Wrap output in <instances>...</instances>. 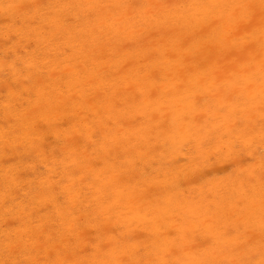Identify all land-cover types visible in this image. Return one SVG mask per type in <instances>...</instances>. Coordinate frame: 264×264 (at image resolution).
I'll list each match as a JSON object with an SVG mask.
<instances>
[{
  "label": "bare ground",
  "instance_id": "bare-ground-1",
  "mask_svg": "<svg viewBox=\"0 0 264 264\" xmlns=\"http://www.w3.org/2000/svg\"><path fill=\"white\" fill-rule=\"evenodd\" d=\"M9 3L12 6H7ZM0 11L10 18L6 20L8 23L2 22L4 27L0 24V37L9 38L22 30L23 39L25 37L32 45L30 48L27 45L24 53L18 48L12 50L13 62L9 65L12 72L7 71L10 70L7 65L3 67L8 62L0 65L3 67L0 76L6 82L11 81L10 85H2L3 80L0 81L9 91L5 97L7 105L2 106L5 104L0 101L3 109L0 111V264H19L23 258L27 264H47L44 259L52 251L57 256V259H51L52 264L87 263V257H91V261L100 255L90 252L79 258L71 248L89 244L91 251H102L106 237L101 228L105 224L115 227L131 224L137 229L133 222L139 220L143 234L150 236L165 228V233L170 234L174 228L172 212L190 217L183 221L186 228L193 224L203 229L204 219L215 222L214 213L204 210L197 218L195 211L200 204L197 206L194 199L182 196L181 201L178 194H173L182 189L179 182L184 175L179 176L178 182L176 175L170 185L165 176L163 185L173 189H158L156 184L162 182L158 177L165 172L161 159L172 156L177 172H185L186 166L176 164L181 146L190 140L192 131L205 133L213 128L218 136L227 126V132L237 127L235 135L248 140L247 135L252 129L244 134L243 130L246 131L248 126L242 124L239 126L243 128H238L240 118H246L250 113L254 118H264L261 115L264 103V0H0ZM23 14L26 16L24 21L21 19L23 25L17 27L16 19ZM35 18L41 27L28 25ZM159 30L162 34L158 36ZM20 78L26 79L23 84L18 81ZM153 105L164 108L167 121L152 119ZM70 112L74 123H70V119L72 125H63L64 129L56 126L54 121L64 119L67 122ZM141 115L149 118L142 122L143 126L140 123L141 127H137L136 119ZM54 128L57 136L53 131L52 134L57 140L47 145L45 137ZM254 132L251 138L258 136ZM131 136L135 141L130 139ZM150 143L168 147V154L161 150L164 157L156 163L160 166L152 168L149 165L151 170L146 168L148 165L139 168L138 160L153 165L154 157L149 151L155 149ZM145 145L150 149L142 151ZM236 145L232 143L230 147L229 144L231 151ZM243 146L249 148L246 144ZM217 147L222 148L219 144ZM9 148L21 162L16 167L13 163V166L1 164L8 152L4 149ZM10 156L13 157L11 152L8 160ZM35 163L46 168L37 171L41 176H34V172L39 173L29 168ZM89 163L92 164L86 170L85 165ZM112 168H117L118 173L114 169L110 171ZM245 175L250 177L248 173ZM232 178H227V182ZM260 178L250 184V196L245 198L248 202L242 201L247 202L243 215L251 222L248 228L258 230L262 229L264 220V182ZM204 181L219 191L218 183H222L223 178H206ZM216 181L219 182L216 184ZM144 184L147 189L142 187ZM244 188L246 190V185ZM22 195L25 199L18 200ZM152 196L162 198L156 201L150 199ZM231 199L239 203L235 196ZM44 203L54 207L51 211L48 208L50 214L33 212ZM91 227L98 229L95 238L88 243L84 234L89 233L87 228ZM133 236L136 241L139 239L138 234ZM43 237L45 241L41 240ZM124 237L116 241L124 243ZM184 237L177 234L173 238L182 242ZM164 238L173 241L170 236ZM172 243L167 242L165 252ZM111 245L114 244L109 247ZM117 247L110 253L107 251L112 257H106L110 259L109 264H118L117 253L122 251V246ZM181 250L187 254L189 246ZM156 254L149 250L147 258L150 262H146L156 264ZM119 255L121 264L127 263L125 256L129 260L134 256L129 252ZM208 255L216 257L213 253ZM106 258L98 260L108 264ZM211 259L217 262V258ZM189 261L197 264L199 259Z\"/></svg>",
  "mask_w": 264,
  "mask_h": 264
},
{
  "label": "rangeland",
  "instance_id": "rangeland-1",
  "mask_svg": "<svg viewBox=\"0 0 264 264\" xmlns=\"http://www.w3.org/2000/svg\"><path fill=\"white\" fill-rule=\"evenodd\" d=\"M7 6H12V5L9 3V5H7ZM2 14H3V11L2 12L0 11V16H1L0 20L2 19V16H6V15H2ZM25 17L23 14V15H20L19 18H17L19 21L16 19L17 22H15V23H16L17 27L21 26V24L23 25V21H24ZM27 18H28V16H27ZM37 18L39 19V17H37ZM3 19L4 20L0 21V24H2L1 26H3V23H5V22L8 23L9 21H6V20H8L10 18L8 16H6V18L3 17ZM38 19L35 18L31 22H28V25H29V23H32L31 26L29 25L30 27H32V26L36 27V25L41 27L42 25H40V22L36 21ZM34 20L36 22H34ZM21 21H22V23H21ZM6 24H4V25H6ZM25 28H27V27H25ZM43 28H44V26H43ZM19 31L22 34L21 33L18 34ZM19 31L18 32L16 31V34H14V35L11 34L9 36V38H7L3 35L0 37V43L3 42L0 44V65L3 64L1 62H8L7 64L6 63L3 64L4 65V66L2 65L3 67H5L6 65H7L6 67H9V65H11V63L13 62L12 50L14 52V50H16L18 48L17 49L18 51L20 49L21 53H22V51L24 53V50H26L32 46L31 42L27 43V41L25 40V37L23 39L22 30H19ZM160 32H161V30L156 32L158 34V36L162 34V32L161 33ZM157 34H155V35H157ZM2 37H3V39H1ZM15 39H16V42L18 41L17 43L15 42ZM21 39H23V40H21ZM24 42H25V44H24ZM18 43H19V45H18ZM22 43L24 46L21 47ZM27 45L28 46L31 45V46L28 47ZM9 46H11V47H9ZM24 48H26V49H24ZM9 62H10V64H9ZM3 67L2 68L0 67V68L3 70ZM9 69L10 70L7 69V71L12 72V70H11L12 68L9 67ZM7 71H5V72H7ZM8 75H10V74H8ZM21 79L22 78H20L18 81L21 82V84H23V81H25L26 79H24L23 81ZM1 80H3V78L0 76V81ZM18 81L16 83L20 84ZM8 82L3 80V81H1V84L4 85L7 83L10 85L11 81H8ZM1 84H0V89H2V91L3 90L4 91L1 92V90H0V99H1L0 101L5 105H2L1 102L0 103L2 106L5 107L7 105L5 97L9 91L7 89H4V87L1 86ZM1 105H0V111L3 110V109H1V107H2ZM153 106H154V109L150 113V115L152 116V119L154 121H159V120L167 121V117H165V112H163L164 108L162 106L160 108H158L159 105H153ZM261 109H262L261 115L264 116V111H263L264 110V103L262 104ZM160 111H162V112H160ZM251 114L252 113H250L249 115H251ZM70 115L71 116H69V120L67 122L64 121V119L55 120L54 122H56V126H59L60 129H62V128L64 129V127L67 126L68 124H70V123L73 124L74 123L73 118H72L73 113L71 114V112H70ZM249 115L246 118H240L241 120L238 121V125H237L238 128H243V127H245V125L250 127L249 129L247 127L246 131L243 130V133L247 132V130L249 131L250 129L253 130V131L250 130L251 134L254 131L257 132V130H259L256 133L258 136H253L251 138L250 137L251 134L247 135L248 140H245L244 137H238L235 135V132L238 131L237 127H233V129L231 128L232 130L230 129V131L227 132V129H228V126H227V127H225L224 130L222 129L220 131V135H218V136L214 133L213 128L210 130H206L205 133L200 132L201 134L198 131H192L193 135L191 134L190 140L188 142H186L187 144L186 143L184 144L186 146H184V145L181 146V149L178 153L179 157H178V159L176 158L177 159L176 165L180 164V165L186 166L185 172H180V171L177 172L176 167L173 166L175 164L173 161L174 158L172 156L170 158H166V160H165V158H164V160L161 159L162 160V162H161L160 158L164 157L161 154V150L163 149L165 152H167V150H168V149H166L168 147H166V146L164 147V145H161V144L159 145L157 143L156 144L150 143V146L153 145V147L152 146L151 147L155 149V151L154 150L149 151V154L154 157V158H152L153 165L152 164H144L142 160H138V167L141 168L144 165H148L146 167L148 170H151L150 168H148L150 166H152V168H154L155 166H160V163L157 165H156V163L161 162V165L163 167H165V172H163L164 173L163 175L159 174L160 176L158 177V180L162 181L163 178L165 176H167L169 185L171 183H173L174 177L176 175L178 176V177L177 176L175 177L176 180L178 179L177 182L180 181V177L182 175H184V176H182V179L179 182L180 185L178 183V185L181 186L182 189L178 190V191H174L173 194H178L180 196L181 201L184 198L188 197V199H192V200L194 199L193 201L196 203L197 206L200 204V206H199L200 208H197V211H195L197 218L199 217L200 213L203 212L202 214H204V211H205V213L210 212L212 215L214 213V216H215L213 218L215 221V222H213L214 224L212 223V220L204 219L203 220V226H204L203 229H198V227H195V225H193V224L190 228H186V224H184L183 221H184V219H187L190 217L186 214H183V215L179 214V213H177L178 211L175 213L172 212V218L173 219L172 218L171 219L174 220V225H173L174 228H172L170 234L165 233L164 230L166 228L164 230L163 229L158 230V233L156 235L150 234V236H148L149 234L148 235L143 234L144 231L140 228L142 226V221H139V220L133 222V224L135 226H138L137 229H135L134 226H132L131 224L128 225V227L125 225H123V227H121L122 224H120V225L118 224V226L116 225V227L113 224H105V225H103L104 227L101 228L103 231H105L104 233H105V237H106V241H105L106 246H105V244L103 245V247L101 245L102 251H101V249H99V251L98 250L91 251L92 246L89 244L84 245V247H82V248H79L77 246L75 247V245H73V247L71 248V251L73 253H75L76 255H78L79 258L82 257L83 254H88L91 252L90 254L92 255L93 252H96L100 255V257L98 256L99 258L105 259L107 257V255H109L108 256L109 258L111 256L110 254H107V251H108L107 246L109 247L110 244H114V245H111V247L112 246H114V247H112V248L109 247L110 250L108 251V253H110L115 247H117V246L121 247L122 246L124 248L125 244H126L131 248L126 246L124 248V251H123V248L121 247V249H122L121 252H124L126 254H128V252H129L132 255H134V256L130 257L132 260L131 259L129 260V257H127V256L124 257L125 258L124 262L128 263L129 261H131V262H129V264H131V263L132 264H148L150 262L149 259L147 258L149 250L156 252L157 253L156 255H158V256H156L157 259L158 258L161 259V260H157L155 257V260H156L155 263L156 264H164V263L168 264L167 261H169V264H172V262H174L173 264H185L186 261H188V264H194V262L189 261V259H193V260L199 259L197 264H217L218 262H219L218 264H264V220L262 221V224H261V227H262L261 230H258L257 228H253V227H252V229L248 228V227H250L251 222L249 221V219L247 222V216H245L246 218H244L245 212H243L245 207L247 206L246 203L248 202V198L250 196V193L248 194V192L251 191L250 190V184H254V182H257L258 177L259 178L262 177L260 179L262 180V182H264V149H263L264 148V131H263L264 130V118L263 119L261 117L254 118L253 114L251 116H249ZM224 117H226V116H224ZM148 118L149 117H147L146 115L144 117H143V115L137 117L136 120H138V121L136 122V120H135V122L138 123L137 127H141V125L143 126L144 125L143 123L145 121H147ZM247 118L250 119V120H248L249 122L246 121ZM70 119H71V121H70ZM222 119H223V117H222ZM242 119H243V121H242ZM201 120H202L201 123L203 125V122H204L203 118H201ZM69 121H70V123H69ZM52 122L50 121V123H52ZM54 122H53V124H54ZM64 122H65V124H64ZM140 123H141V125L139 126ZM72 124H70V125H72ZM2 125H5V124H2ZM63 125H65V126H63ZM239 125H242L243 127L239 126ZM257 125H258V127H257ZM111 126H114V124ZM254 128H255V130H254ZM52 131H53V134H55L57 136V132H55V128L52 129L45 137V140L48 141V142L46 141L47 145L52 144L53 140L54 141L57 140L56 136L52 134ZM50 134H52V135H50ZM244 134H246V133H244ZM229 135H231V136H229ZM51 136H54V137H51ZM194 136H196V137H194ZM152 137H153L154 142H155L156 140H155L154 135ZM85 139H86L85 141H88L90 143L91 140H89V139L87 140V138H85ZM130 139L135 141V139L132 136L130 137ZM226 139H228L230 141H227ZM67 140L69 141V139H67ZM245 141H247V142L249 141V142L247 143ZM220 142H221V144L223 143V145H221ZM91 143H93V142L91 141ZM232 143L235 145L237 144L236 146H234V147H236V149H234L233 151H231L232 148H230ZM86 144H87V142H86ZM217 144H219V146L222 148H218ZM224 144H226V145H224ZM229 144H230V147H229ZM245 144L248 145L249 148L246 149L243 146ZM86 146L89 147V148H87L88 152L91 151L90 144L86 145ZM91 146L93 147L94 145L91 144ZM225 146H227V147H225ZM143 147L141 148L142 151L150 149V147L148 145H145ZM5 148H7V146ZM10 149L11 148H9L8 150L4 149V151H8V152L5 153L6 156L1 159V164H4L6 166L7 165L10 166L13 163L14 167H16V165L21 164V162H19L18 158L14 156V153L12 151H9ZM102 149H103V147H102ZM134 150H135V147H133V151ZM209 150H211V151H209ZM228 150H230V152ZM10 152H11V155L13 157L10 156L9 157L10 160H8L7 157L10 155ZM42 152H45V149H43ZM232 152H233V154H232ZM8 153H9V155H8ZM155 154H156V156H154ZM167 154H168V152H167ZM45 156H49V155L45 154ZM14 157L17 159H15ZM34 158H37V157H34ZM4 159H7V160L3 161ZM90 159H91V155H90ZM91 164L92 163L85 165L86 170L89 169V166ZM75 166L78 167L79 164H76ZM187 166H188V168H187ZM29 168H30V170L32 169L31 171L35 170L36 172L37 171L42 172V171L46 170L45 166H42V164H37V163L31 164L29 166ZM113 169H114V172L118 173L117 168H112L110 171H113ZM195 169H196V171H195ZM198 169H199V172L197 171ZM252 169L255 171H253ZM247 171H249V172H247ZM37 173H39V172H37ZM160 173H161V171H160ZM236 173H239V174H236ZM246 173L250 174V177H247L245 175ZM185 174H186V176H185ZM33 175L38 176V175H40V173L36 174L34 172ZM155 175H158V174H155ZM190 175H192V176H190ZM226 175H228V177H227L228 179L231 177H234L235 179L232 178V181L227 182L228 179L226 178ZM203 177H206L208 180H211L213 178H218V179L223 178L222 183H218L219 191H217L212 185L207 184V182L204 181L206 178L204 179ZM238 177H241V178L239 179ZM191 178H192V180H191ZM224 178H226V180ZM188 180H189V182H188ZM233 181H238V182H233ZM217 182H219V181H216L215 183L217 184ZM225 182H227V183H225ZM239 183L241 184V186ZM233 184H234V186H233ZM244 184L246 185V190H243V189H245ZM228 185H230V186H228ZM243 185H244V187H243ZM23 186H25V185H23ZM146 186H147V184H144V186H142V187L147 189L148 187H146ZM156 186H158V189L160 188L159 189L160 191L162 189L166 190L167 188L173 189L172 186H167V187L164 186L163 181L160 182V184L158 182L156 184ZM235 186L237 187L238 191H240V190L241 191L238 192L237 189L235 188ZM228 188L230 189L229 191H228ZM186 189H188V190L186 191ZM234 190H236V191L233 194ZM245 191H247V192H245ZM219 192H221V194ZM244 192H245V194L243 195ZM205 193H207V194H205ZM227 194H228V196H226ZM241 194L243 195V197ZM236 195H237V197H236ZM182 196H184V198ZM234 196H235V198H237L239 200L238 201L239 203H237V200L231 199ZM241 197L244 199L241 200ZM246 197H248V198L245 199ZM160 198H162V197L161 196H157V197L152 196L150 199H152V200L156 199V201H158V200H160ZM22 199H25V197L23 195L20 198H18V200H22ZM244 200H246L247 202L245 201V203H243ZM210 201H211V203H210ZM235 204H237V205H235ZM244 205H246V206L244 207ZM49 207H50L49 211H51V209L54 208L51 205V203L50 204L44 203V204H41L40 206L38 205L36 208H34L35 210L33 209V212L35 211L36 214H44V212H45V214H50V213H47ZM201 207H203V209ZM205 208L206 209L208 208V210H205ZM209 209L211 211H209ZM240 211H242V212L240 213ZM154 213H156V212L154 211ZM236 218H238V219H236ZM209 224H212V226H209ZM110 225H111V227H110ZM53 226L54 225L51 223L50 227L53 228ZM130 226H132L134 231H132ZM129 228H130V230H129ZM230 228L233 230H231ZM97 229L98 228H96V227H91L90 229L87 228V232H89V233L86 234V232H85L84 236H85V239L87 240L88 243H90L92 241V239L95 238L96 235L94 233H96ZM226 230L227 231L229 230V231L227 232ZM91 231H92V235L90 234ZM225 232H227V233L224 234ZM108 233H109V235H107ZM131 233L138 234L139 239L136 241L135 236H133V234L131 236ZM127 234L129 235V237ZM177 234H178V236L180 234H183L185 236L184 240L182 242L179 239L174 240V238L177 237ZM116 235L118 236L117 238H116ZM123 235H125L124 238L126 239V241L124 240L125 241L124 243L121 241H119V242L116 241L120 238H123ZM167 236H170V238L174 237L173 239H171L173 241H166V238H164V237H167ZM233 236H235V238H233ZM162 238H163V240H162ZM230 238L231 239L233 238L234 240L233 239L230 240ZM41 240L45 241V238L43 237V238H41ZM142 240H144V242H142ZM116 242H118V243H116ZM163 242H165V243H163ZM167 242H171V243L173 242V243H172V247L170 249L166 250V252H165L164 247L167 248ZM138 243H140V244H138ZM214 243H215V245H214ZM179 246L182 248H179ZM185 246H189V251L187 254H184L185 253L184 250H181L182 252H180V249H184ZM128 248L130 249V251ZM81 249H83V250H81ZM171 249H172V251H170ZM210 249L212 251H210ZM131 250L133 253L131 252ZM159 251H161V252H159ZM118 252L121 253L120 250ZM96 253H94V254H96ZM119 253H117V257H118L117 262H118V264H121V258H120ZM160 253H162V254H160ZM167 253L168 254L172 253V254L169 256ZM211 253H213V255L216 257H212L211 255L210 256L208 255ZM54 254L55 253L52 251L50 253L49 257H47L45 259L43 258L45 261H48V263L46 262L47 264H52L51 259H53V258L57 259V256ZM141 254H142V256H140ZM135 256H137V257H135ZM90 258L91 257H87V259H86L88 261L87 263L80 261L77 264H82V263L83 264H98L97 261H99L98 260L99 258H97V259L93 258L91 261H89ZM107 258H106V260H107ZM211 258H217V262H214L213 259H211ZM110 259H108L106 261V262H108V264H109ZM201 259L207 263H202V261L200 262ZM146 260L148 261V263L146 262ZM132 261H134L135 263ZM99 263L100 264H107V263H102L100 261H99ZM127 263H124V264H127ZM5 264H11V263L7 262ZM19 264H27V262L23 258V259L19 260ZM53 264H56V263H53Z\"/></svg>",
  "mask_w": 264,
  "mask_h": 264
}]
</instances>
